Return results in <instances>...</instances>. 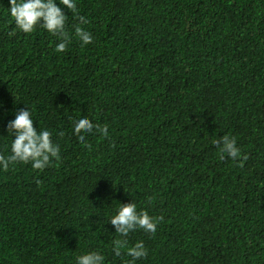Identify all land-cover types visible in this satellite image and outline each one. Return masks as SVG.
Wrapping results in <instances>:
<instances>
[{
  "label": "trees",
  "instance_id": "trees-1",
  "mask_svg": "<svg viewBox=\"0 0 264 264\" xmlns=\"http://www.w3.org/2000/svg\"><path fill=\"white\" fill-rule=\"evenodd\" d=\"M59 6L63 52L39 25L19 31L0 0V155L24 107L59 144L42 170H0V264H75L93 250L127 264L136 241L146 255L135 264H264V0ZM79 115L94 125L83 139L72 131ZM223 134L238 160L212 144ZM131 201L154 233H115L108 219Z\"/></svg>",
  "mask_w": 264,
  "mask_h": 264
},
{
  "label": "clouds",
  "instance_id": "clouds-1",
  "mask_svg": "<svg viewBox=\"0 0 264 264\" xmlns=\"http://www.w3.org/2000/svg\"><path fill=\"white\" fill-rule=\"evenodd\" d=\"M8 14L12 18L15 27L23 33H31L39 25L42 29L57 37L55 51L63 52L70 40L66 30L67 15L59 5H63L71 13L76 12V0H8ZM83 21V17H80ZM74 34L82 44L92 41V34L86 29L75 26ZM14 118L7 121V135L11 136L10 154L0 155V170H7L10 164L17 161L31 163L33 169H43L51 163L53 158H59V144L51 139L52 133L45 128L33 126L32 113L28 107L19 108L13 114ZM72 119V131L79 139L84 138V133L93 130V123L86 115H79ZM97 130L107 135V126H95ZM60 135H63L61 132ZM14 137V138H13ZM212 144L218 145L222 154H227L233 160L241 157V151L237 147L236 139L227 134L213 139ZM243 159H247L243 156ZM115 233L126 237L130 231L143 229L145 232L156 231V221L144 210H137L134 202L120 203L115 213L108 219ZM113 251L119 256L121 248L125 247V241L116 239L113 241ZM126 254L131 257L127 264H135V261L146 255L143 241H136L132 246L126 247ZM105 257L98 251H88L75 257V264H104Z\"/></svg>",
  "mask_w": 264,
  "mask_h": 264
}]
</instances>
